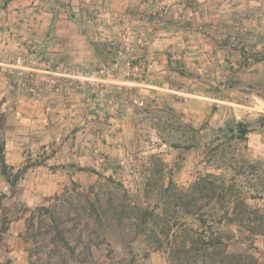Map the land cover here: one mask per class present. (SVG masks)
<instances>
[{
    "label": "rangeland",
    "instance_id": "rangeland-1",
    "mask_svg": "<svg viewBox=\"0 0 264 264\" xmlns=\"http://www.w3.org/2000/svg\"><path fill=\"white\" fill-rule=\"evenodd\" d=\"M1 100L6 160L23 173L12 189L0 166V228L10 220L0 264H180L138 227L142 212L164 209L159 192L170 179L179 187L209 172L230 179L236 157L259 167L246 190L264 189V6L0 0ZM234 121L250 124L245 141L220 133ZM211 142L222 144L216 155ZM99 201L101 223L92 213ZM41 205L57 206L69 246L40 220ZM221 229L232 234L231 252L264 264V235Z\"/></svg>",
    "mask_w": 264,
    "mask_h": 264
},
{
    "label": "trees",
    "instance_id": "trees-1",
    "mask_svg": "<svg viewBox=\"0 0 264 264\" xmlns=\"http://www.w3.org/2000/svg\"><path fill=\"white\" fill-rule=\"evenodd\" d=\"M8 114L3 110V101H0V166L1 171L7 179L10 187L14 189L21 178L23 170L13 172V168L6 160V141L4 130L7 127ZM191 131L196 129L189 124ZM220 133L225 135L226 141H245L252 131L249 123L234 121L220 128ZM194 137L187 140L186 149L194 145ZM225 141V142H226ZM224 143V142H223ZM222 144L211 142L207 144L208 152L216 155L220 152ZM229 166L233 168L234 175L226 179L223 175L209 172L197 177L188 187H179L173 179L167 186L160 190L164 196V209L161 211L145 210L140 214L138 227L145 229L155 237L157 248L173 259L176 258L180 264H261L255 256L248 252H231L229 241L232 234L221 229V225H236L246 231V237L264 235V206H252L251 199L264 200V189L256 188V192L250 193L246 190L249 174L258 170V165L248 162L245 158H233ZM89 170L90 168H82ZM97 172L96 169H92ZM112 176H109L111 179ZM150 182V179L147 181ZM150 185V183H146ZM96 203H99L96 204ZM92 203L93 215L97 223H101L106 215L101 201ZM134 209V208H133ZM39 218L51 221V228L55 232V240L61 239L66 246L64 229L58 216L57 206H38ZM143 211V210H141ZM134 212V210H133ZM182 213V214H181ZM194 217L199 226L194 228L181 222V216ZM116 218V215L113 216ZM122 220L123 214L118 216ZM152 220V225L147 226ZM34 225L35 213L28 218ZM9 218L5 217L0 228V240L9 229ZM174 239V240H171ZM172 241L175 242L171 246ZM170 243V244H169ZM74 251V249H73ZM33 257V254H32ZM11 264V259L7 261Z\"/></svg>",
    "mask_w": 264,
    "mask_h": 264
},
{
    "label": "built area",
    "instance_id": "built-area-1",
    "mask_svg": "<svg viewBox=\"0 0 264 264\" xmlns=\"http://www.w3.org/2000/svg\"><path fill=\"white\" fill-rule=\"evenodd\" d=\"M137 41L141 46L147 45L149 43L146 37H139Z\"/></svg>",
    "mask_w": 264,
    "mask_h": 264
},
{
    "label": "crops",
    "instance_id": "crops-1",
    "mask_svg": "<svg viewBox=\"0 0 264 264\" xmlns=\"http://www.w3.org/2000/svg\"><path fill=\"white\" fill-rule=\"evenodd\" d=\"M249 3L252 5H263L264 6V0H249Z\"/></svg>",
    "mask_w": 264,
    "mask_h": 264
}]
</instances>
